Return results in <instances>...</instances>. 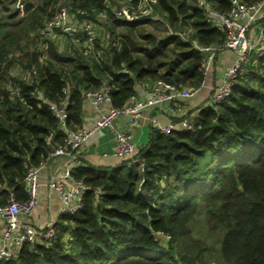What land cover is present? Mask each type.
Here are the masks:
<instances>
[{"label":"trees","instance_id":"1","mask_svg":"<svg viewBox=\"0 0 264 264\" xmlns=\"http://www.w3.org/2000/svg\"><path fill=\"white\" fill-rule=\"evenodd\" d=\"M16 1L0 0V204L11 193L26 201L28 169L64 144L56 111L62 101L73 129L80 127L84 92L104 84L114 106L126 105L140 82L198 88L206 68L197 45L225 41L198 0H158L135 21L117 14L111 0H71L93 20L107 11L105 43L99 35L90 48L61 50L50 39L42 51L37 46L49 39L51 31L42 29L57 0H26L23 14ZM209 3L219 14L232 8V0ZM133 4L137 10L138 0ZM16 66L28 75L3 84ZM188 118L184 131L154 129L135 159L110 171L75 168L73 177L89 186L82 209L61 216L51 244L25 242L0 264H264V54L253 53L226 99ZM198 221L220 236L217 252L207 253L193 235Z\"/></svg>","mask_w":264,"mask_h":264},{"label":"built area","instance_id":"2","mask_svg":"<svg viewBox=\"0 0 264 264\" xmlns=\"http://www.w3.org/2000/svg\"><path fill=\"white\" fill-rule=\"evenodd\" d=\"M118 1L125 4L120 14L130 21L139 20L151 14L154 11V5L158 2V0H138V9L135 10L133 0ZM198 3L205 12L213 15L216 19V24L225 30V41L222 45H197L198 49L204 53L202 63L205 68L210 65L222 48L232 49L236 54L234 62L224 70L219 86L207 103L217 105L231 94L238 76L247 70L253 53L264 54V22H261L258 26L255 41L249 35L251 26L258 21L259 12L264 9V0H258L253 3H247L244 0H232V8L226 14H219L213 10L209 0H198ZM127 5L130 8H134L135 11H130ZM55 29L70 35L72 38H76L78 43L83 44L87 48L92 47L97 39L95 24L87 17L86 11L78 9L76 13H72L70 8L64 4L58 6L54 15L45 22L42 33L54 31ZM80 34H82L81 37H77ZM123 70L128 71L126 68ZM146 84L148 85V91L144 97L136 98L133 96L123 106H114L112 104L110 87L106 84L98 89L85 91L84 99L93 105L109 104L108 108L98 116L92 126H80L73 129L67 127L66 102L62 101L56 111L66 132V139L64 144L59 145L55 149L54 154L65 156L79 155L90 136L95 131L106 128L113 133L116 154L124 159H135L138 147L134 141V133L136 127L141 123L144 110L154 105L168 102L166 110L170 113L175 112L177 108L179 110V98L192 97L199 88L186 86L182 83L175 85L163 79L146 82ZM12 93L18 95L19 92L16 89H12ZM120 116L129 117L127 126L123 130H119L115 126V121ZM191 125L192 122L189 118H183L167 124L157 122L155 129L167 133L172 129L184 131L189 129ZM40 166H32L26 173L24 178V186L28 194L26 201L17 199L15 194L11 193L7 202L0 204V217L3 220L0 242V259L2 260L15 257L18 249L25 242L43 241L51 244L57 236V228L54 222H49L46 226L36 230L21 219L23 214L30 215L37 207ZM71 175L70 170H65L49 182V187L54 189L59 195L61 201L59 212L61 215H72L79 212L84 204L85 191L89 187L83 180L69 183ZM100 192L102 191L100 190Z\"/></svg>","mask_w":264,"mask_h":264},{"label":"crops","instance_id":"3","mask_svg":"<svg viewBox=\"0 0 264 264\" xmlns=\"http://www.w3.org/2000/svg\"><path fill=\"white\" fill-rule=\"evenodd\" d=\"M264 22V9L259 12L258 21L251 26L250 37L255 41L258 32V26ZM190 29V28H189ZM236 54L232 49L222 48L217 53L213 61L205 70V80L198 88L195 95L189 98H179V110L170 113L166 110L168 102L157 104L144 110L141 123L136 127L134 141L138 147L148 144L155 125L167 124L172 121H179L188 116L198 113L202 105L207 104L221 82L223 72L234 62ZM146 82H140L137 85V91L134 95L136 98H142L147 94ZM109 104L95 106L87 100L84 101L81 111L80 126H92L98 116L108 108ZM129 117L120 116L115 121V126L119 130L126 128ZM124 158L116 154L115 142L112 131L104 128L95 131L87 140L84 148L79 155H58L51 154L40 166V187L39 200L36 209L30 215H22L24 223L31 225L34 229L39 230L49 222H58L61 218L59 208L61 201L59 195L54 189L49 187V182L54 177L62 174L65 170L71 172L80 166L102 167L110 171L114 166L120 164ZM77 179L71 175L69 183L76 182ZM3 220L0 217V242L1 229Z\"/></svg>","mask_w":264,"mask_h":264},{"label":"rangeland","instance_id":"4","mask_svg":"<svg viewBox=\"0 0 264 264\" xmlns=\"http://www.w3.org/2000/svg\"><path fill=\"white\" fill-rule=\"evenodd\" d=\"M26 0H17L15 2V4L13 5L14 7H18L21 9V12L22 14L24 13V2ZM111 2L113 3L114 6V10L117 12V14H120V11L122 10V8L125 6L124 3L122 2H119L117 0H111ZM60 4H64L66 6H68L71 10L72 13H76L78 9L80 8H73L72 6V2L71 0H57L55 3H54V7H50L49 9H52L54 8L55 10L57 9V7L60 5ZM91 12L88 13V11H86V15L90 18L91 21H93V23L95 24V27H96V30H97V37L99 35H101V39L98 40V42H100L101 44L105 43V40L107 38V36L105 37V26H104V18L106 19L107 17V11H104L102 12L99 16H97V19L93 20L91 17H90V14ZM82 34H80L79 36L77 37H81ZM32 37V35H31ZM47 40L44 39V42L42 43H39V45L37 47H39L42 51H45V50H48L47 47L49 45V40L51 39V41H55L56 44L59 46V48L61 50H65L66 48L70 47V45H73V44H76L78 43L77 39L76 38H72L71 36L63 33V32H60V31H51L49 33V35H47ZM79 46H80V43H78ZM77 44V45H78ZM32 47V45H31ZM18 55L20 53H17ZM47 55V54H45ZM26 70L24 71L21 66H16L14 68V71L13 73L11 72L10 75H7L5 77V80L3 81V84L4 82L6 84H9L10 82H12V76L13 74L16 76H26L28 74H26ZM26 74V75H25ZM11 84V83H10ZM15 88V86L13 87ZM12 88V89H13ZM191 229H192V233L195 237L197 238H201L207 245V250L206 252L207 253H212V252H217L218 250V247H219V239H220V236L216 233H212L208 230V227L202 222V221H198V222H195L191 225ZM169 238V236H167ZM215 262L211 263V264H214Z\"/></svg>","mask_w":264,"mask_h":264}]
</instances>
